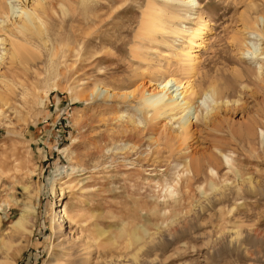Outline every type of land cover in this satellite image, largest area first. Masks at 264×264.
<instances>
[{
    "label": "rangeland",
    "instance_id": "1",
    "mask_svg": "<svg viewBox=\"0 0 264 264\" xmlns=\"http://www.w3.org/2000/svg\"><path fill=\"white\" fill-rule=\"evenodd\" d=\"M197 1L44 0L42 39L0 12V264H264V59L245 55L264 54V0ZM150 2L160 31L142 25ZM188 73L225 96L209 112L202 94L186 140L139 99Z\"/></svg>",
    "mask_w": 264,
    "mask_h": 264
},
{
    "label": "bare ground",
    "instance_id": "2",
    "mask_svg": "<svg viewBox=\"0 0 264 264\" xmlns=\"http://www.w3.org/2000/svg\"><path fill=\"white\" fill-rule=\"evenodd\" d=\"M5 1L7 2V0ZM27 1L28 0H8V4L6 6L5 5H3L2 7L0 6V12L4 16H6L7 20L13 19L14 29L18 31L20 34L25 36L27 35L29 37L35 36L37 38L42 39L45 32V28H44L45 23L43 24L40 18L41 16L40 17L38 16L37 9L38 10L40 8L43 9L44 0H33L31 7L27 5ZM167 1L168 2L170 1L172 4L181 3L187 6L188 9L190 8V11L191 10L195 11L196 8H198L197 6L200 5L197 0H167ZM21 2L26 3L25 7H22L20 5H14L15 3H21ZM128 11H129V7H125L124 10L121 11V13H126ZM147 11L148 12H146L145 14L146 16L142 22V25L144 26L145 29L154 28L160 31L163 25L161 21L162 18V15H160L161 13L156 9L155 5L151 2L148 5ZM260 21L262 22L264 28L263 16H261ZM211 31H212L211 22L209 20H204V19H201L198 23L195 24V27H193L189 31L190 45L188 46L187 49L183 51L182 55L183 58H185L186 60L185 62L190 72H194L199 66L200 56L198 52H200V50H204L207 48L208 46L207 44L209 42L208 36H209V32ZM262 36L264 37V35ZM198 39H200V42L197 41ZM247 45L252 46L251 43H248ZM260 51H261L260 49H256V50L254 49L252 51L248 49L245 55L250 56L251 54L252 56H254V58L256 57V59L260 57L264 59V54L261 53L262 51L261 52ZM24 52H25L24 46L20 45L19 43L13 42L11 44L9 57L11 58V60H15L17 59L18 56L21 57ZM182 55H178V56H182ZM259 71H262L261 65H259ZM185 77H187L185 79L186 80L185 82L181 80H177L173 77H170L168 79L160 78L159 82L154 85L152 91H145L142 94L141 98L139 99L140 102L139 104L141 105L142 109L147 110V112H145L146 114L152 112L153 114L152 120L155 119L156 117H160L163 115H170V117L172 118H178L181 124L180 128L184 132L186 140H188V138L191 135L193 116L195 117L196 115L195 113L196 105L197 103L199 104L203 102L202 94H204L205 98L211 99L212 103L214 104L213 108L208 107L209 112H212L214 110V107L219 105V101H221V99L224 98L225 94L220 92L217 85H209V87L206 90L202 91L201 93L198 91L197 86L193 81L194 76L192 74H189V75H185ZM104 93L109 94V92L105 90ZM128 96H132V95L131 94L125 95V97ZM196 166L197 164L191 169L194 170L197 174L198 169ZM186 181H187L186 188L189 189L193 179L188 178ZM188 192L189 191H187L186 193L187 196H188ZM60 195L62 194L60 193ZM31 218H32V214H30L29 211L24 212L22 214V217L16 222L15 227L19 230L25 231L26 224L31 222L32 220ZM60 218L62 219V220L60 219L61 223H63L65 220H68V216L64 208L63 210L60 211ZM61 226H62L61 224L58 225V227L60 228Z\"/></svg>",
    "mask_w": 264,
    "mask_h": 264
}]
</instances>
